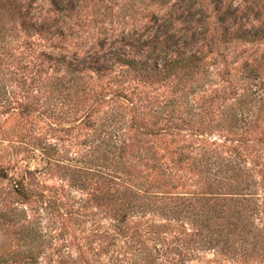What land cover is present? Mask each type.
Here are the masks:
<instances>
[{"label":"rangeland","instance_id":"obj_1","mask_svg":"<svg viewBox=\"0 0 264 264\" xmlns=\"http://www.w3.org/2000/svg\"><path fill=\"white\" fill-rule=\"evenodd\" d=\"M34 1L50 30H0V264H264L263 245L240 253L237 238L227 252L203 246L210 231L192 235V218L225 215L227 187L244 181L247 229L264 230V65L244 78L264 42L203 47L191 76L145 80L108 49L160 67L169 51L217 45L213 0H78L63 25L49 0ZM232 2L247 16L231 30H264V0L221 9ZM88 54L114 66L84 68ZM249 83L262 93L241 107Z\"/></svg>","mask_w":264,"mask_h":264},{"label":"trees","instance_id":"obj_2","mask_svg":"<svg viewBox=\"0 0 264 264\" xmlns=\"http://www.w3.org/2000/svg\"><path fill=\"white\" fill-rule=\"evenodd\" d=\"M50 4L52 6V13L57 14L56 19L54 20L55 24L59 23L60 25H63L65 23L66 18H68V15H65L66 13L70 12L69 10H73L75 5H73L74 2L78 0H49ZM214 5L216 8L214 9L217 13L216 16V23H217V29L215 31L218 33V30H223L222 36H220L219 44L212 45H199V47H194V45L191 46V49H189L187 54H177L173 51H169L170 56L165 59L164 63L159 66H151L148 64L140 63L139 61H130L129 59H120L121 53L119 50H117V47L111 46L108 51L111 55L116 56L118 58L117 60L121 61V63H124L125 66L128 67L129 70H133L136 73H144L145 80H155L163 76V78H169V76H175L177 74L191 76L192 71H195L196 69H199L201 65H204V58L207 57L206 54L201 52L200 50L203 49V47H206L207 52L209 53V50H212L213 53L215 52L214 48H218L220 44L222 43H232L236 40H241L246 43H260L264 42V30L262 28H256L251 26L249 28L245 27H239L236 30H231L232 25L229 23V20H232L233 22L240 18H244L247 15L242 14L244 9H240L239 5L234 6L233 2L226 5L225 7H222L221 5L222 0H213ZM36 4L34 0L24 1V0H0V30L1 34L3 36L6 35L5 26H8V24H12L14 26H18L22 28V30L26 33L34 32V31H42V30H50V26L43 25L42 23H39L37 21L38 15L36 11L37 9L33 7V5ZM37 6V5H36ZM176 5L172 4L171 9L175 8ZM246 7V6H245ZM170 10V9H169ZM189 10V9H188ZM187 10V11H188ZM246 12V11H245ZM244 15V16H242ZM228 18V19H226ZM18 23V24H17ZM195 25L193 26V32L194 34L200 33V34H206L207 29L201 26L197 21H195ZM54 31L51 32V35L64 37V31L63 27H53ZM66 29V28H65ZM53 30V29H52ZM188 45V44H187ZM116 48V49H115ZM179 51V50H176ZM101 52V51H100ZM100 52L95 53V55H99ZM56 53H54L55 55ZM61 60L66 58V56L62 53L59 54ZM91 57L88 55L85 56V59H89L88 63H84L82 67L84 68H90L94 69L96 72H104L108 69H111L114 64L113 62L109 65H104V63L101 62V57H98L96 60H91ZM104 58V55H103ZM102 58V59H103ZM117 62V61H116ZM90 67H88V65ZM264 65V57L256 58L252 60L251 62L245 63L244 69L248 71V75H246L244 78L245 80L252 81L255 79L260 78V67ZM96 66V67H95ZM72 71L76 72V69H72ZM145 82V81H142ZM250 84V83H249ZM248 88H244L242 93L238 95V102L241 104L240 106H246L247 104L251 103L255 98L260 97L262 91L258 88V90L252 91L255 88V85L251 83L248 85ZM262 90V89H261ZM99 101H102V98L99 97ZM130 101V100H129ZM126 100V102L133 104L131 101L129 102ZM132 109V108H131ZM235 168L232 167L230 169L233 173H235L233 170ZM242 173V172H241ZM235 177H233L234 180L239 179L237 176V173L234 174ZM238 181V180H236ZM240 181V180H239ZM246 181L241 182L237 185H229L227 188L226 196L229 198V202H232L234 204L230 205L228 207V212L225 213L221 210L217 212L215 208L216 216L214 219H212V215L205 216L204 219H201V216L195 215V217L192 218V226H194L192 235L193 236H203L201 233V228L205 231H210L208 234L204 235L205 238L202 240L203 246L205 245H213V246H221L224 248L225 251L229 252V249H231L232 244L235 242L237 238H240L242 244L245 246L243 248H240V253H244V251L253 253L257 252L254 248H258L260 245L264 246V230L258 229V233H253L250 229H247L249 226L250 228V218L251 216L248 215L250 206L253 205L252 202H254L252 195H246L241 193H235V192H241L243 190H248L247 185L242 189L241 186H244ZM164 194V195H163ZM163 197L166 194L162 192ZM233 197L239 198L240 200H230ZM176 203H179L178 200H174ZM225 201V200H224ZM238 201L241 203L239 208H234L235 203H238ZM193 199L190 198L188 200V206L189 208H192L194 206ZM205 207V206H203ZM214 209V206L212 210ZM238 209V210H237ZM210 211V210H208ZM217 220H222L223 224H218ZM214 226L216 229H214ZM247 230V232L244 231ZM252 235V236H248ZM232 238V240L230 239ZM130 239V238H129ZM249 241H253L250 243ZM131 242V239H130ZM252 247V248H251ZM261 250L264 251V248L261 247ZM147 264V262L145 263Z\"/></svg>","mask_w":264,"mask_h":264}]
</instances>
